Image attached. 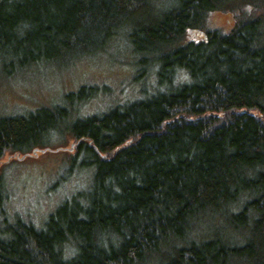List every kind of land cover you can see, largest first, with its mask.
I'll use <instances>...</instances> for the list:
<instances>
[{"label":"trees","instance_id":"16d2710c","mask_svg":"<svg viewBox=\"0 0 264 264\" xmlns=\"http://www.w3.org/2000/svg\"><path fill=\"white\" fill-rule=\"evenodd\" d=\"M121 39L155 94L72 120L101 91L84 85L0 116V161L61 133L93 170L43 227L7 216L0 175V264H264V0H2L0 82Z\"/></svg>","mask_w":264,"mask_h":264},{"label":"rangeland","instance_id":"374dc122","mask_svg":"<svg viewBox=\"0 0 264 264\" xmlns=\"http://www.w3.org/2000/svg\"><path fill=\"white\" fill-rule=\"evenodd\" d=\"M210 20L213 26L223 31H228L232 23L224 14H215ZM201 36L199 32H191L188 39L199 40ZM135 57L121 39L109 52L67 69L38 65L26 73L0 82V116L34 111L42 106L71 105L72 100L68 101L67 96L84 85H98L101 91L80 103L72 120L106 113L118 105L145 99L156 92L157 74L155 71L149 77L138 74ZM185 81L186 76L178 80ZM74 143L70 137L55 133L45 143L48 150L27 157L7 154L0 161V175L7 193L5 210L8 217L19 215L43 227L48 216L66 198L87 188L93 170L77 165L79 161L71 156Z\"/></svg>","mask_w":264,"mask_h":264}]
</instances>
